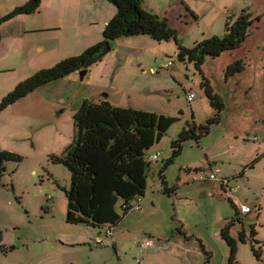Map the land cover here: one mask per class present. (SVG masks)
Segmentation results:
<instances>
[{"label": "rangeland", "instance_id": "rangeland-1", "mask_svg": "<svg viewBox=\"0 0 264 264\" xmlns=\"http://www.w3.org/2000/svg\"><path fill=\"white\" fill-rule=\"evenodd\" d=\"M20 1L1 0L6 6L1 7L0 16L8 13L7 7L12 11L26 4L19 5ZM96 3L99 8L103 3V20L113 16L114 7L106 0H96ZM183 3L194 11L198 23H192L189 12L181 10L185 8ZM144 7L161 18L180 23L176 31L178 41L186 48L211 34L222 36L226 19L238 16L244 9L260 19L251 27L240 48L217 58L206 57L200 71L192 63L177 60L173 42L157 44L146 37L129 39L138 41L140 46L111 42L109 51L88 69L80 82L82 88L94 90L92 102L110 95V103L116 104L126 93L133 109L176 119L145 154L149 162L145 194L134 201V204L139 203V210L130 211L112 228L114 247L109 242L102 247L92 243L95 236L104 237V228L66 224L62 190L69 188L70 174L61 164L53 163L51 157L65 152L67 147L61 149V145L71 138V130L70 134L68 129L61 133L60 142L48 134L41 145H35L36 151L27 148L23 155L19 154L22 156L20 163L7 162L5 165L6 173L0 187V245L13 247V250L7 254L0 252V264H47L45 256L48 255L50 264H135L133 258L140 253L142 264H228L230 251L219 237V228L223 227L225 219L234 216L231 204L235 207L245 204L251 209L249 214L241 216V224L236 223L230 231L237 241L234 264H264V0H144ZM29 17L34 26L39 24L35 15ZM98 22L77 30L80 38L64 44L66 56H77L90 44L101 40L102 23ZM55 34L33 33L28 40L37 43L42 41V36ZM61 34L73 37L66 28ZM236 60L243 62L244 71L226 78L227 66ZM167 64H170L167 69H160ZM153 70L157 72L152 73ZM21 71L16 79L19 74L24 76L25 69ZM79 74L74 73L78 82ZM202 78L209 82L224 108L218 124L210 126L209 134L198 144L186 141L181 155L164 169L167 187L175 190L166 195L159 173L163 162L171 155L170 143L187 124H204L213 114L200 86ZM190 93L194 94V99L188 103L186 96ZM60 108H55L59 109L58 115ZM61 119L63 122L66 119L63 125L69 126L72 122L69 114ZM253 137H258V141L252 142ZM34 138L36 144L38 137ZM157 153L158 160L151 161L149 156ZM256 156H260V160L252 169L243 170ZM216 170L219 171L218 181L229 179L231 192L222 194L221 184L208 180ZM117 212L123 215L120 210ZM251 227L259 243V261L250 250ZM180 228L188 240L177 233ZM241 229L246 235L245 243L237 239ZM17 237L20 240L15 243ZM146 239L153 240L154 250L140 248V243ZM60 240L81 242L80 246L55 251ZM26 242L28 249L23 245ZM160 248L166 252L155 253Z\"/></svg>", "mask_w": 264, "mask_h": 264}, {"label": "trees", "instance_id": "trees-1", "mask_svg": "<svg viewBox=\"0 0 264 264\" xmlns=\"http://www.w3.org/2000/svg\"><path fill=\"white\" fill-rule=\"evenodd\" d=\"M106 1L114 7L115 14L105 24L101 41L81 54L62 59L52 67L41 69L18 83L1 99L0 112L44 85L67 78L76 72H87L102 60L107 52L106 47H110V43L114 41L146 37L157 44L173 42L177 50V60L192 63L200 71L206 57L217 58L225 52L240 48L251 27L260 19L252 17L244 9L238 16L226 19L225 33L222 36H212L186 48L179 44L177 32L169 25L168 20L146 10L143 0ZM40 2L41 0H28L23 6L14 8L0 17V26L15 16L35 13ZM191 15L196 20L192 13ZM243 71V62L236 60L227 66L225 76L232 77ZM200 86L213 114L204 124H187L179 132L177 139L170 143L171 155L163 162L159 173L162 191L166 195L174 193L175 190L167 187L163 176L164 169L181 155L186 141L193 140L198 144L200 139L209 134L210 126L218 124L219 115L224 108L207 80L202 78ZM72 121L74 135L71 144L62 155L51 157L53 163L61 164L70 174L69 188L62 190L66 202L64 221L70 225L110 231L130 212L135 205L134 201L144 196L146 170L149 166L145 154L164 136L176 119L133 108L115 107L105 100L99 103L84 100ZM152 155L149 156L150 159ZM259 160L260 157L254 159L243 170L252 169ZM21 161L22 157L15 153L0 151V187L6 173V163ZM243 170L239 176H242ZM221 188L224 190L228 187ZM231 207L234 216L219 231L221 241L230 251L228 264H234L237 252V241L231 237L230 229L235 223L241 224L243 216L239 214L238 207L233 204ZM118 210L122 212V216L118 214ZM177 233L184 239H189L181 228ZM255 235L256 231L251 227L250 250L255 260L259 261L261 254ZM237 239L241 243L246 242L243 229L237 232ZM199 245L203 249L202 244ZM11 249L0 245L2 254H7Z\"/></svg>", "mask_w": 264, "mask_h": 264}, {"label": "crops", "instance_id": "crops-1", "mask_svg": "<svg viewBox=\"0 0 264 264\" xmlns=\"http://www.w3.org/2000/svg\"><path fill=\"white\" fill-rule=\"evenodd\" d=\"M27 1L28 0H22L20 1L19 5H22ZM101 4L102 7L99 8L97 7L98 5L96 3V0H41L40 6L35 13L31 15H18L4 22L0 26V101L5 95L11 92L18 83L27 79V77H30L32 74H34L35 72L41 69L52 67L62 59L68 58V55L67 56L65 55L64 44L69 42L70 40L76 42V38H80L81 36V35L78 36L77 33V30H79L80 28L90 27L92 23H94V25H97V23L95 22H98L99 20L98 23H102L101 27L99 28L100 29L99 33L101 36L105 24L113 17L110 15L107 20L105 19L103 20L102 9H104V7H103V3ZM4 6H6V3H1L0 0V11H2L3 9L1 7ZM182 6L185 7L184 9L183 7L181 8L182 11H186L187 9L188 11L186 12H189L190 15L192 13L196 17V20H193L191 15V17H189L191 22L198 23L197 22L198 17L194 13V11L188 8L187 7L188 5L184 3L182 4ZM143 7H144V0H143ZM144 8L147 10L146 7ZM5 11H7L8 13L11 12L10 7L5 8ZM112 12H113L112 15H114L115 14L114 9H112ZM0 15H2L1 12ZM34 15L36 16V20L39 21V24L37 26L33 25L32 22L34 21H32V19H29L30 18L29 16H34ZM186 17L188 18V16ZM168 23L172 28L178 31V27H179L178 25L180 23L177 24L174 22L175 23L174 24L169 18H168ZM65 28L68 29L69 33H73L72 35L73 37L65 36L61 34L64 32ZM52 32H56L55 34L56 36L55 35L51 37L42 36L43 38L42 41H39L37 43L33 40H28L29 35L33 33L47 34ZM75 35L77 37L74 38ZM85 36H87V34H85ZM212 36L213 34H211L209 37ZM130 40L129 39L127 41L120 40L119 42H130V43L138 44V46H140L138 41L133 42ZM96 43L98 42H94L93 44H90L88 47L93 46ZM85 45L87 44H84V46ZM69 57L72 56L69 55ZM43 63L46 65L39 66L42 65ZM22 69H25L24 76L22 74H19V78L16 79L17 74L19 72H22L21 71ZM26 71H28V73H26ZM32 71L34 73L30 74V72ZM10 74H15V75L11 76ZM74 76H75L74 74H71L67 78L44 85L0 112V151H8V152H13L15 154L17 153V155L19 154L23 155L24 151H27V148H29L31 151L34 152V150L36 151L35 145L37 144L41 145L42 140L45 139V137L48 134H50L52 139H57L60 142L61 133L63 131L67 132V129L69 130V134L71 130V138H67L66 142H64L61 145V149H63V147L66 148L71 144L74 135L73 121H72L73 115L79 109L81 103L84 100L92 102V97L95 96L93 95L94 92L93 89H90L89 87L86 88L81 87L80 82L84 78L78 82L75 80ZM110 97H111L110 95H107L102 100L107 101L110 105L115 107L132 108L130 104H128L127 101L128 95L126 93L124 94L123 97L117 99L116 104L110 103L109 101ZM98 102L96 101L92 103H98ZM58 107H61L60 108L61 112L59 115H58L59 109L58 110L55 109ZM36 110L38 111L35 112ZM65 114H69L71 117L72 122L71 124H69V126L67 123L63 125L64 122H66V119L63 122L61 116ZM49 115L50 118L52 117L51 118L52 121H50ZM30 132H32L33 134H31ZM35 136L38 137V142H36V144L34 138ZM49 138L50 137H48V139ZM70 139L71 142L68 143ZM251 141L254 142L252 139ZM259 148L260 146L257 145V149ZM258 157L260 156H256L254 159ZM213 172H217V174L219 173L218 170ZM222 180H226V183L228 184L227 186L228 188L226 189V192L229 193V191H232V188H230L229 185L230 183L229 179H222ZM222 191H223L222 194L225 195V191L224 190ZM229 220L225 219L223 227L226 225V223H228ZM223 227L221 226L219 228V231ZM110 232H111L110 235H107L106 231H103L104 237L102 238L95 236L92 243L98 245L99 247H102V246H106V244L109 242L114 247L115 239L113 237L112 230H110ZM231 237L233 238L232 235ZM19 240L20 237L19 238L17 237L16 240L14 241L15 243H17L19 242ZM80 242L81 241L72 242V241L60 240L58 242L59 248L55 250V247L52 246L51 249L61 252L63 250L62 248L80 246ZM23 245L26 247V249H28L27 242ZM3 247L5 248V245ZM9 248L12 249L8 251V253L13 250V247H9ZM153 248H154V243H152V245L147 249H153ZM165 252H166L165 250H162L160 248V250H156L155 253L164 254ZM141 255L142 254L140 253L139 257H141ZM137 258H133L135 264ZM45 261L47 264H50L49 255L45 256Z\"/></svg>", "mask_w": 264, "mask_h": 264}, {"label": "built area", "instance_id": "built-area-1", "mask_svg": "<svg viewBox=\"0 0 264 264\" xmlns=\"http://www.w3.org/2000/svg\"><path fill=\"white\" fill-rule=\"evenodd\" d=\"M169 65L170 64H167V65H165V66H162L161 68H164V69H166V68H168L169 67ZM157 72V70H153L152 71V73H156ZM194 99V94L193 93H190V94H188L187 96H186V101L188 102V103H190V102H192V100ZM259 138L258 137H253L252 138V140L253 141H257ZM157 158H158V153L157 154H153L152 156H151V160L152 161H155V160H157ZM216 174H217V172H213L211 175H209V178H208V180L209 181H215V182H219L220 184H221V186H223V187H227L228 186V184L226 183V180H220V181H218V179L216 178ZM225 189V188H224ZM229 192H231V191H229ZM139 210V204H135V205H133V207L130 209V211H138ZM238 211H239V214H241V215H246V214H249L250 212H251V209L247 206V205H245V204H239V206H238ZM110 231H106V234L107 235H110ZM100 243V242H99ZM101 244V243H100ZM152 245V241L150 240V239H146V240H144L143 242H141L140 243V248L141 249H143V250H146L147 248H149L150 246ZM143 263V259H142V257H139V258H137L136 259V264H142Z\"/></svg>", "mask_w": 264, "mask_h": 264}, {"label": "water", "instance_id": "water-1", "mask_svg": "<svg viewBox=\"0 0 264 264\" xmlns=\"http://www.w3.org/2000/svg\"><path fill=\"white\" fill-rule=\"evenodd\" d=\"M109 49H110L109 46H107V47H106V51H109ZM85 74H86V71H81V72H80V74H79V75H80V80L83 79V77L85 76ZM105 97H106V96H105Z\"/></svg>", "mask_w": 264, "mask_h": 264}, {"label": "clouds", "instance_id": "clouds-1", "mask_svg": "<svg viewBox=\"0 0 264 264\" xmlns=\"http://www.w3.org/2000/svg\"><path fill=\"white\" fill-rule=\"evenodd\" d=\"M224 191L226 192V189H224ZM151 240V239H150Z\"/></svg>", "mask_w": 264, "mask_h": 264}]
</instances>
